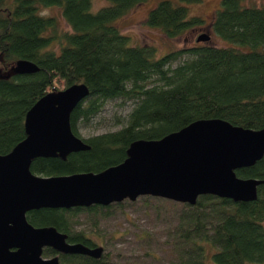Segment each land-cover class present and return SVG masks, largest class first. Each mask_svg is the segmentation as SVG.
Wrapping results in <instances>:
<instances>
[{"label": "trees", "instance_id": "1", "mask_svg": "<svg viewBox=\"0 0 264 264\" xmlns=\"http://www.w3.org/2000/svg\"><path fill=\"white\" fill-rule=\"evenodd\" d=\"M91 10L92 0H0V55L7 71L19 59L39 66L33 74L0 76V155L25 138L26 112L43 95L83 83L89 94L70 114L77 124L88 122L108 99L132 101L125 124L116 131L83 140L90 146L60 157H38L30 170L41 176L100 172L121 163L130 144L156 140L199 119H223L232 125L264 128V5L220 0L211 22L227 44L196 43L156 56L152 45L131 44L116 21L145 0H107ZM160 0L145 24L168 38L202 24L189 16L185 4L201 0ZM60 8L61 27L44 8ZM241 178H256L253 201H233L201 195L182 203L179 235L174 237L172 264H264V155L250 167L235 170ZM151 196H144V201ZM127 200V199H126ZM167 201V200H166ZM114 205L70 209L41 208L26 213L33 226H54L70 243L93 246L83 231L73 232L70 214L102 213ZM44 257L57 255L59 264H112L105 254H62L47 247Z\"/></svg>", "mask_w": 264, "mask_h": 264}, {"label": "water", "instance_id": "2", "mask_svg": "<svg viewBox=\"0 0 264 264\" xmlns=\"http://www.w3.org/2000/svg\"><path fill=\"white\" fill-rule=\"evenodd\" d=\"M202 34L197 41H208ZM39 66L19 59L10 74H33ZM89 94L73 84L39 98L26 112L25 138L0 155V264H59L44 257L46 247L63 254L99 257L101 247L70 243L54 226H33L26 213L41 208L106 206L140 196L194 204L201 195L253 201L256 178L236 169L250 167L264 155V128L232 125L223 119H199L160 139L133 141L127 157L100 172L41 176L31 172L38 157H65L90 146L70 126V114Z\"/></svg>", "mask_w": 264, "mask_h": 264}, {"label": "rangeland", "instance_id": "3", "mask_svg": "<svg viewBox=\"0 0 264 264\" xmlns=\"http://www.w3.org/2000/svg\"><path fill=\"white\" fill-rule=\"evenodd\" d=\"M160 0H145L120 17L116 24L129 36L131 44L152 45L156 56L168 51L207 42L224 45L221 37L214 33L211 22L220 0H201L185 4L189 16H199L203 22L190 27L182 35L168 38L163 32L145 24L147 14ZM181 4L179 0H171ZM245 5H264V0H242ZM107 0H92L91 10L98 11L108 6ZM45 15L55 16L61 27H66L60 8L51 6L42 9ZM207 34L208 41H197ZM225 43H224V42ZM9 71L4 68L0 55V76ZM133 102L122 99L106 100L100 111L88 122H79L77 132L81 138L116 131L124 124ZM167 200V201H166ZM182 203L165 198L153 197L144 201V196L134 201L124 200L122 206L102 209V213L80 212L68 214L73 232L83 231L104 248L105 261L112 264H172L176 261L174 237L179 235Z\"/></svg>", "mask_w": 264, "mask_h": 264}, {"label": "flooded vegetation", "instance_id": "4", "mask_svg": "<svg viewBox=\"0 0 264 264\" xmlns=\"http://www.w3.org/2000/svg\"><path fill=\"white\" fill-rule=\"evenodd\" d=\"M83 139V138H82ZM117 203H119V202H117ZM117 203H111V204H109V205H114V204H117ZM109 205H106V206H109ZM92 206V205H91ZM102 206V205H101ZM90 207V206H89ZM83 208V207H82ZM87 246V245H86ZM89 247V246H88ZM90 247H101L102 248V252H101V254H100V256L99 257H101L103 254H104V248L101 246V245H98L97 243H95L93 246H90ZM47 248V247H46ZM59 253V252H58ZM63 254V253H62ZM52 256H57V255H52ZM52 256H48V257H52ZM89 256V255H88ZM58 257V256H57ZM92 257V256H91ZM99 257H97V258H99ZM95 258V257H94Z\"/></svg>", "mask_w": 264, "mask_h": 264}]
</instances>
